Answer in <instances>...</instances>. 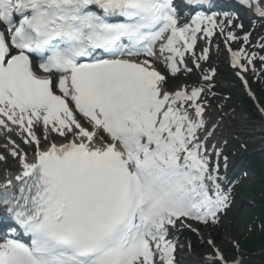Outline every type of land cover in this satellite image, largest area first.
<instances>
[{
    "label": "snow or ice",
    "instance_id": "6c2138e0",
    "mask_svg": "<svg viewBox=\"0 0 264 264\" xmlns=\"http://www.w3.org/2000/svg\"><path fill=\"white\" fill-rule=\"evenodd\" d=\"M186 3L208 11L181 23L177 0H0V130L34 148L12 147L19 169L0 182V264H175L172 230L229 207L205 88L168 91L155 67L191 72L187 54L209 59L199 35L223 34L212 0ZM241 3L264 19V0ZM229 51L244 71L256 58ZM205 243V264H227Z\"/></svg>",
    "mask_w": 264,
    "mask_h": 264
},
{
    "label": "rangeland",
    "instance_id": "374dc122",
    "mask_svg": "<svg viewBox=\"0 0 264 264\" xmlns=\"http://www.w3.org/2000/svg\"><path fill=\"white\" fill-rule=\"evenodd\" d=\"M260 57H264V52ZM259 59L257 60V64L255 63L254 66L251 68L252 75L249 76V81H252L253 79L259 77L261 75V72H263L264 69V60ZM258 62L261 64V66L258 65ZM217 63L219 64V69L221 70V80H224L225 77L231 78L228 74H233V72L230 70V68L227 65V59L225 54L223 55H217ZM183 78L181 79V83L183 82ZM181 83H176L175 85H169L172 88H175L179 86ZM236 86H240L238 83ZM241 87V86H240ZM244 93L236 89V98H229L227 99V107L230 108L229 110L235 113H232L230 115L231 120L228 121V124L231 126H236L235 130L239 129V120L236 119V116H239L241 112L243 114H250L248 105L243 101ZM261 101L264 100L261 98ZM234 129H232L231 135L233 134ZM16 166V165H15ZM262 179L264 180V173L262 174ZM256 178L253 176H250L249 179L243 181L241 184V190L243 191L241 194V199L238 201L236 206L228 212L227 216L225 217L223 223L218 229H204L203 231V237L197 238L196 243L193 244L192 250L185 251V254H189V261H191L189 264H205L203 255L206 253V255H212L214 256V250L212 247L207 245L205 241L208 239H212L214 243V248L217 250H221L224 253H226V256L228 259H231L237 264H264V253H262L257 258L251 259H234V252L236 250V243H238L243 236L246 234L249 223L252 217V208L253 204L255 203V194L252 191V188L250 185L255 181ZM258 184L260 181L257 182ZM259 188L258 190H260ZM219 233H223V238L219 239L216 238V235ZM183 254V256H185Z\"/></svg>",
    "mask_w": 264,
    "mask_h": 264
},
{
    "label": "bare ground",
    "instance_id": "6f19581e",
    "mask_svg": "<svg viewBox=\"0 0 264 264\" xmlns=\"http://www.w3.org/2000/svg\"><path fill=\"white\" fill-rule=\"evenodd\" d=\"M13 138L17 139V136L12 132V133H6L4 130H0V140L3 142L4 147L0 148V154H3L7 159L4 162L0 161V182L4 179V176L6 175L7 172H11L13 174L16 173V171L18 170H10V163L13 162V157L10 155V150H11V141H15L16 140H12ZM5 145H8V147H5ZM32 149L34 150V148L32 147ZM6 151L7 154H4L3 151ZM219 239L223 238V235L218 236ZM186 264V263H184Z\"/></svg>",
    "mask_w": 264,
    "mask_h": 264
},
{
    "label": "trees",
    "instance_id": "16d2710c",
    "mask_svg": "<svg viewBox=\"0 0 264 264\" xmlns=\"http://www.w3.org/2000/svg\"><path fill=\"white\" fill-rule=\"evenodd\" d=\"M264 234V233H263ZM264 238V235H263ZM252 239L248 240L247 243H249ZM253 241V240H252ZM249 247H252V242H250Z\"/></svg>",
    "mask_w": 264,
    "mask_h": 264
}]
</instances>
